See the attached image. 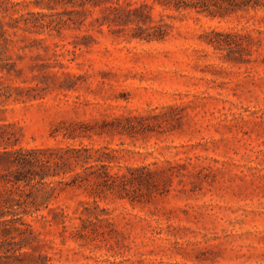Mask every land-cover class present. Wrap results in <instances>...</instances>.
Here are the masks:
<instances>
[{
	"label": "rangeland",
	"instance_id": "rangeland-1",
	"mask_svg": "<svg viewBox=\"0 0 264 264\" xmlns=\"http://www.w3.org/2000/svg\"><path fill=\"white\" fill-rule=\"evenodd\" d=\"M243 1L0 0V140L64 162L6 196L0 264H264V0Z\"/></svg>",
	"mask_w": 264,
	"mask_h": 264
},
{
	"label": "trees",
	"instance_id": "trees-1",
	"mask_svg": "<svg viewBox=\"0 0 264 264\" xmlns=\"http://www.w3.org/2000/svg\"><path fill=\"white\" fill-rule=\"evenodd\" d=\"M157 3L166 6L167 0H155ZM254 0H244L239 7H248ZM232 5L234 0H227ZM257 5V4H256ZM5 144V145H4ZM10 144L0 140V169L5 170L7 173L0 175V237L5 238L11 232L10 224L11 220L7 217L11 212H6L3 206H6L9 202V198L6 196L17 194L16 192L23 191L22 188L34 187V182L38 181L37 177H41L39 182H44L46 178H49L48 171L52 168H60L63 162V158H56L54 156L55 151L47 150H10ZM78 153V151H67L68 153ZM62 159V160H61ZM15 169L16 172H13Z\"/></svg>",
	"mask_w": 264,
	"mask_h": 264
}]
</instances>
